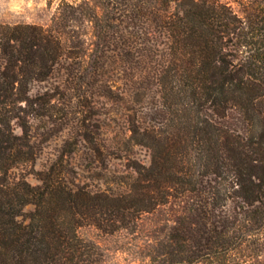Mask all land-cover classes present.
I'll return each mask as SVG.
<instances>
[{
	"label": "trees",
	"instance_id": "1",
	"mask_svg": "<svg viewBox=\"0 0 264 264\" xmlns=\"http://www.w3.org/2000/svg\"><path fill=\"white\" fill-rule=\"evenodd\" d=\"M232 1L237 7L61 0L48 27L0 22V264H105L103 250L79 228L133 229L161 207L170 223L151 248L156 264H243L259 255L264 0ZM118 40L127 46L115 55L131 89L117 92L157 99L151 123L132 124L149 164L130 163L134 175L123 192L73 187L55 165L32 184L23 171L36 156L28 115L49 113L51 97L82 95L83 84L114 93L107 47ZM58 73L59 84L35 90Z\"/></svg>",
	"mask_w": 264,
	"mask_h": 264
},
{
	"label": "rangeland",
	"instance_id": "2",
	"mask_svg": "<svg viewBox=\"0 0 264 264\" xmlns=\"http://www.w3.org/2000/svg\"><path fill=\"white\" fill-rule=\"evenodd\" d=\"M60 1L0 0V22H28L48 27ZM222 1L237 7L232 0ZM71 26L76 31L81 29L74 21H71ZM73 39L77 37L73 36ZM151 41L137 43V48L149 46ZM125 47L121 40L107 47V53H114L107 60L108 65L115 68L107 73L114 93L103 95L97 82L83 84L82 95L51 97L45 102L51 105L49 113L28 115V132L30 141L35 145L36 156L34 162L23 171L32 184L39 182L40 172L55 165L58 174L73 187L109 193L123 192L134 175L130 163L149 164V148L135 141L134 135L138 133L133 132L132 124L143 126L151 123V106L157 99L152 93L136 99L132 94L127 96L117 92L119 89L123 92L131 89L130 82L125 80L119 68L121 60L115 55ZM61 80V74H55L48 82L36 84L35 90L42 91L59 84ZM62 89L66 90L65 94L70 92V89ZM15 130L22 132L19 125ZM32 207V204H27L25 210ZM168 217L167 208L161 207L153 214L144 215L133 229L106 233L86 224L79 228V233L100 246L106 258L105 264H156L150 255L151 248L165 238V231L159 229L168 226ZM259 238V255L247 256L243 264H264V228Z\"/></svg>",
	"mask_w": 264,
	"mask_h": 264
}]
</instances>
